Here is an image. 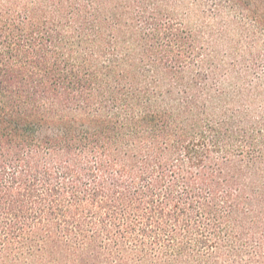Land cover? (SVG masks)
<instances>
[{
  "label": "trees",
  "instance_id": "1",
  "mask_svg": "<svg viewBox=\"0 0 264 264\" xmlns=\"http://www.w3.org/2000/svg\"><path fill=\"white\" fill-rule=\"evenodd\" d=\"M0 264H264V0H0Z\"/></svg>",
  "mask_w": 264,
  "mask_h": 264
}]
</instances>
